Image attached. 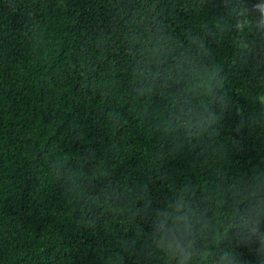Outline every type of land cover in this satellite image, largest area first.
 Returning a JSON list of instances; mask_svg holds the SVG:
<instances>
[{
    "label": "trees",
    "instance_id": "16d2710c",
    "mask_svg": "<svg viewBox=\"0 0 264 264\" xmlns=\"http://www.w3.org/2000/svg\"><path fill=\"white\" fill-rule=\"evenodd\" d=\"M264 0H0V264H264ZM243 28L237 27L243 21Z\"/></svg>",
    "mask_w": 264,
    "mask_h": 264
},
{
    "label": "clouds",
    "instance_id": "9594fccd",
    "mask_svg": "<svg viewBox=\"0 0 264 264\" xmlns=\"http://www.w3.org/2000/svg\"><path fill=\"white\" fill-rule=\"evenodd\" d=\"M264 12V6H260ZM243 21L237 27L243 28ZM170 210H157L155 226L158 239L155 244L159 251L166 256L176 259L177 264H189L195 249L196 237L203 231L205 225L201 223L195 211L191 208L190 202L181 198L174 205L169 206ZM264 215V202L257 204L240 214L239 223L236 227L248 237L256 236L259 233V223ZM259 239L264 245V233L259 234Z\"/></svg>",
    "mask_w": 264,
    "mask_h": 264
}]
</instances>
